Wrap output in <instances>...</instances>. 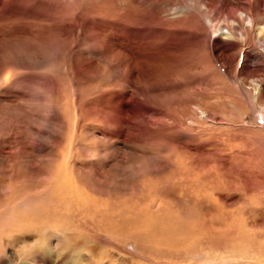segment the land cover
I'll return each mask as SVG.
<instances>
[{"label":"rangeland","instance_id":"rangeland-1","mask_svg":"<svg viewBox=\"0 0 264 264\" xmlns=\"http://www.w3.org/2000/svg\"><path fill=\"white\" fill-rule=\"evenodd\" d=\"M1 251L264 264V0H0Z\"/></svg>","mask_w":264,"mask_h":264},{"label":"bare ground","instance_id":"bare-ground-1","mask_svg":"<svg viewBox=\"0 0 264 264\" xmlns=\"http://www.w3.org/2000/svg\"><path fill=\"white\" fill-rule=\"evenodd\" d=\"M248 22H249V21H248ZM148 30H149V29H148ZM225 34H229V32L226 31ZM157 88H158V87H157ZM148 98H149V97H148ZM158 102H159V101H158ZM4 236H5V235H4ZM37 240H39V239H37ZM37 240H36V241H37ZM5 243H6V242H5ZM2 249H3V247H2ZM0 254L2 255V251L0 252ZM3 254H4V253H3ZM35 254H36V256H38L37 253H35ZM1 257L4 258V256H1ZM1 257H0V258H1ZM0 260H1V259H0ZM19 264H22V263H19ZM23 264H26V263H23ZM73 264H81V262H80L79 260H74V261H73Z\"/></svg>","mask_w":264,"mask_h":264}]
</instances>
